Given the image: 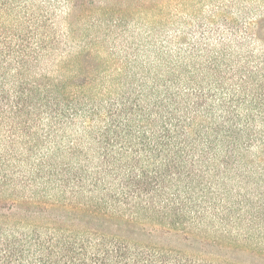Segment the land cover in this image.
I'll use <instances>...</instances> for the list:
<instances>
[{"label":"trees","instance_id":"obj_1","mask_svg":"<svg viewBox=\"0 0 264 264\" xmlns=\"http://www.w3.org/2000/svg\"><path fill=\"white\" fill-rule=\"evenodd\" d=\"M100 3L0 0V264H264V0Z\"/></svg>","mask_w":264,"mask_h":264},{"label":"rangeland","instance_id":"obj_2","mask_svg":"<svg viewBox=\"0 0 264 264\" xmlns=\"http://www.w3.org/2000/svg\"><path fill=\"white\" fill-rule=\"evenodd\" d=\"M100 2V6H103L102 9L96 8L94 6L89 7L87 11L78 9L77 12L74 13V15L81 16V14H87V19L89 20V18L100 16L101 13L105 10L106 16L110 17L111 20L115 19L118 16L129 20V17H131V15H136L137 11L141 10L142 7L146 5L163 4L164 7H168L172 10L178 11L179 8L182 7V4L190 5L193 0H100Z\"/></svg>","mask_w":264,"mask_h":264}]
</instances>
